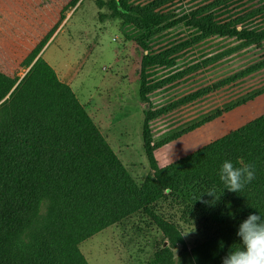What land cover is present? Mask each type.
<instances>
[{
	"label": "rangeland",
	"instance_id": "obj_1",
	"mask_svg": "<svg viewBox=\"0 0 264 264\" xmlns=\"http://www.w3.org/2000/svg\"><path fill=\"white\" fill-rule=\"evenodd\" d=\"M101 1L0 0V70L21 78L38 57L45 60L137 185L153 172L151 145L150 157L163 167L264 112V66L256 67L264 41L245 44L216 32L200 38L181 23L150 35L144 49L137 42L143 33ZM201 8L198 17L211 15L217 24L264 30V0H165L155 10L181 17ZM146 51L165 64L142 73ZM147 87L142 98L139 88ZM159 110L167 112L145 125L147 112ZM153 210L169 229L132 214L78 243L87 263L193 264L191 248L211 233L204 219L169 196Z\"/></svg>",
	"mask_w": 264,
	"mask_h": 264
},
{
	"label": "trees",
	"instance_id": "obj_2",
	"mask_svg": "<svg viewBox=\"0 0 264 264\" xmlns=\"http://www.w3.org/2000/svg\"><path fill=\"white\" fill-rule=\"evenodd\" d=\"M164 1L104 4L112 17L143 33L137 42L144 49L150 35L178 23L196 28L202 37L216 32L245 44L264 41V30H237L217 24L211 15L198 17L202 8L181 17L157 12ZM161 57L146 51L142 73L165 64ZM139 89L144 98L148 87ZM166 111L147 112L145 125ZM145 143L147 150L146 137ZM150 147L153 172L137 185L70 86L45 60L38 57L21 78L0 70V264H88L78 243L132 214L143 213L169 229L153 210L168 196L185 205L191 218L204 219L211 231L191 248L193 264H222L239 247L240 222L250 213L264 219V112L163 167L150 157ZM225 160L235 167L255 165V179L241 193L228 191L219 179Z\"/></svg>",
	"mask_w": 264,
	"mask_h": 264
},
{
	"label": "clouds",
	"instance_id": "obj_3",
	"mask_svg": "<svg viewBox=\"0 0 264 264\" xmlns=\"http://www.w3.org/2000/svg\"><path fill=\"white\" fill-rule=\"evenodd\" d=\"M255 174L253 163L235 167L230 160H225L220 167L219 179L228 191L241 193L255 179ZM208 194L213 196L212 192ZM236 235L239 247L230 250L222 258V264H264V219L261 215L250 213L240 222Z\"/></svg>",
	"mask_w": 264,
	"mask_h": 264
},
{
	"label": "crops",
	"instance_id": "obj_4",
	"mask_svg": "<svg viewBox=\"0 0 264 264\" xmlns=\"http://www.w3.org/2000/svg\"><path fill=\"white\" fill-rule=\"evenodd\" d=\"M176 17H177V16H176ZM178 24H181V23H178ZM178 24H176V25H178ZM176 25H173L172 27H174V26H176ZM185 27H187V26H185ZM168 28H169V27H168ZM168 28H166V29H168ZM187 28H189V27H187ZM191 28H193V27H191ZM162 30H163V29H162ZM162 30H161V31H162ZM163 31H164V30H163ZM200 38H202V35L200 36ZM200 38H198L197 40L200 41V40H199ZM178 47H179V46H178ZM185 47H186V45H185ZM145 53H146V52H145ZM145 53H144V54H145ZM160 66H162V65H160ZM166 112H167V111H166ZM164 113H165V112H164Z\"/></svg>",
	"mask_w": 264,
	"mask_h": 264
},
{
	"label": "built area",
	"instance_id": "obj_5",
	"mask_svg": "<svg viewBox=\"0 0 264 264\" xmlns=\"http://www.w3.org/2000/svg\"><path fill=\"white\" fill-rule=\"evenodd\" d=\"M18 31H19V32L23 31V28L19 27V28H18Z\"/></svg>",
	"mask_w": 264,
	"mask_h": 264
}]
</instances>
